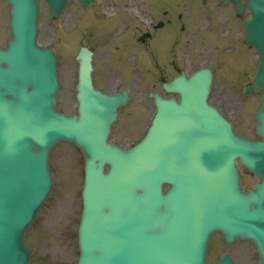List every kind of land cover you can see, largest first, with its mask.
Wrapping results in <instances>:
<instances>
[{
	"label": "rangeland",
	"instance_id": "374dc122",
	"mask_svg": "<svg viewBox=\"0 0 264 264\" xmlns=\"http://www.w3.org/2000/svg\"><path fill=\"white\" fill-rule=\"evenodd\" d=\"M71 14L68 13L61 17L59 21L52 22L50 13L44 8L42 13L43 28L46 25H52L55 28H62L64 20ZM8 6L5 1H0V44L5 45L7 38L11 34L9 27ZM56 49L60 53V72H61V92L59 98V105L64 108L72 109L74 107L73 97L75 85V75L77 71V64L74 61V54L77 49L71 48L67 50L68 44L60 37L63 32L58 30ZM98 63L103 65L105 62L102 58V52H98ZM112 76H117V82L121 81V76L111 71L108 73ZM106 74V75H108ZM100 78V72H98ZM125 82V79L122 80ZM125 141V140H124ZM80 153V152H79ZM74 145L64 143V147H57L52 154V169L55 176L56 187L53 191L52 197L45 204L40 211L35 225L30 231V243L34 249V264H74L77 256L76 234L77 224L79 221V209L81 204L80 188L83 180L82 173V157ZM67 183L65 186L64 184ZM62 220L65 223L64 236L69 242V253L67 256L62 254V249H54L52 243L38 242L36 249L34 244V235L40 230L41 227H53Z\"/></svg>",
	"mask_w": 264,
	"mask_h": 264
},
{
	"label": "water",
	"instance_id": "95a60500",
	"mask_svg": "<svg viewBox=\"0 0 264 264\" xmlns=\"http://www.w3.org/2000/svg\"><path fill=\"white\" fill-rule=\"evenodd\" d=\"M55 82L52 81L51 83V90L46 87L45 85L41 84V87L43 88L42 92L45 93V96L47 97L46 99H48L49 101L44 102L43 104V110H48L49 106H50V102H51V91L55 92ZM40 91V90H39ZM24 100V99H23ZM35 101L39 104V100L35 99ZM23 102V101H22ZM21 102V103H22ZM28 102V101H27ZM54 103H55V94L53 95V105H52V110L49 109L48 111V117L46 118L47 122L52 124V125H57L59 122L62 121H68L70 124L68 126L72 127L74 125V122L76 121V117H66L63 114H56L54 111ZM10 129L15 131L16 130V126L15 125H10ZM67 135V134H65ZM11 136L9 133V129H2V134H1V138H0V146L6 142V140H8ZM41 136L36 134V138L39 139ZM50 141V140H48ZM48 141L46 143H48ZM46 143H44L43 145H45ZM103 218H101L102 220ZM101 220H99V224L101 225Z\"/></svg>",
	"mask_w": 264,
	"mask_h": 264
}]
</instances>
